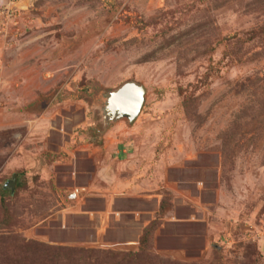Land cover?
Listing matches in <instances>:
<instances>
[{
	"label": "rangeland",
	"instance_id": "obj_1",
	"mask_svg": "<svg viewBox=\"0 0 264 264\" xmlns=\"http://www.w3.org/2000/svg\"><path fill=\"white\" fill-rule=\"evenodd\" d=\"M48 1L80 12L78 19L86 24L81 35L88 32L93 39L91 60L82 65L89 69L85 83L90 82L86 85L93 90L86 101L96 129L87 142L102 141L96 135L103 132L104 96L136 82L147 91L134 128L137 139L148 138L140 148L156 153L160 164L169 158L176 169L201 154L212 157L205 164L219 165L221 198L212 209L215 239L202 253L185 259L164 256L153 245L151 263L264 264V0H37L35 4ZM19 3L24 15L37 12L34 5ZM29 18L25 20L32 25ZM120 122L130 125L124 119L109 127ZM4 142L1 138L2 148L7 147ZM43 156L42 161L28 162V168L18 166L13 195L4 189L11 179L8 155L0 160V201L6 200L14 217L7 228L0 227V238L14 236L55 250L48 255L39 245L33 249L24 242L0 239V264H101L92 260L93 254L99 260L112 254L97 250L91 254L94 249L87 244L26 235L59 222L73 187L58 185L51 170L61 154ZM212 174L211 170L210 181ZM161 193L169 205L171 195ZM74 250L85 251L90 259L82 260ZM151 263L146 258L138 264Z\"/></svg>",
	"mask_w": 264,
	"mask_h": 264
},
{
	"label": "crops",
	"instance_id": "obj_2",
	"mask_svg": "<svg viewBox=\"0 0 264 264\" xmlns=\"http://www.w3.org/2000/svg\"><path fill=\"white\" fill-rule=\"evenodd\" d=\"M9 1L0 0V12ZM36 1L20 0L37 11L26 13L32 25L18 37L0 36V147L1 138L7 146L0 148V160L8 155L6 169L18 178L19 165L28 168L45 153L61 154L51 166L57 184L88 185L92 192L81 205H66L59 222L26 235L136 250L145 227L159 217L164 191L171 205L159 217L154 250L176 259L202 253L216 236L212 215L221 198L219 165L205 164L212 157L204 154L181 169L169 158L160 164L156 153L140 148L148 138L134 136L138 120L133 126L104 124L96 135L101 143L87 142L96 129L86 101L93 90L85 83L89 69L82 65L91 60L93 39L88 32L81 35L86 24L78 19L80 12L64 3L37 6Z\"/></svg>",
	"mask_w": 264,
	"mask_h": 264
},
{
	"label": "trees",
	"instance_id": "obj_3",
	"mask_svg": "<svg viewBox=\"0 0 264 264\" xmlns=\"http://www.w3.org/2000/svg\"><path fill=\"white\" fill-rule=\"evenodd\" d=\"M37 5H40V4H37ZM17 185H18V179L16 181V187H17ZM170 205H171V203L169 205H165V199H163L162 203H161L160 213L158 216L159 217L164 216L165 207L170 206ZM0 209H1L0 210V213H1L0 227L7 228L14 221V217H13V215L10 211L9 205L7 204L5 199H1ZM159 217L145 227L143 234L140 237L139 245H138L136 250L115 251V250H104V249H99V248H92L94 250L91 251V254L96 253L95 250L112 254V255H105L100 260L94 259V257L97 254H93L94 256L92 257V260H94L95 262L101 263V264H138V263H144L146 261V258H147L148 263H151V259L153 257H150L149 252L153 248L154 235H155L158 227L161 224V220L159 219ZM0 239L2 240V242L11 241V243H14V244H16L18 241L20 243L24 242V244H23L24 246H26V247L28 246L29 248H33V249H35V247L37 245H39L38 247L41 248V250L47 251L48 255H49V253L51 254L52 250H55L51 246L38 244L37 242H34V241H20L19 238L14 237V236L7 237V238L3 237ZM57 250H63V248H60ZM74 251H75L76 255L79 256L82 260L90 259V256L84 255L85 251H82V250H74ZM86 263L93 264V263H90L88 261H86ZM34 264H36V262Z\"/></svg>",
	"mask_w": 264,
	"mask_h": 264
},
{
	"label": "water",
	"instance_id": "obj_4",
	"mask_svg": "<svg viewBox=\"0 0 264 264\" xmlns=\"http://www.w3.org/2000/svg\"><path fill=\"white\" fill-rule=\"evenodd\" d=\"M147 91L144 86L136 82H127L120 88L105 95L101 103V109L106 112V117L110 118L105 125H111L116 120H127L130 125L134 124L143 111L146 103ZM127 106V107H126ZM126 107L121 113L118 109ZM112 121V122H111ZM17 176L14 174L7 181L5 187L15 192Z\"/></svg>",
	"mask_w": 264,
	"mask_h": 264
},
{
	"label": "built area",
	"instance_id": "obj_5",
	"mask_svg": "<svg viewBox=\"0 0 264 264\" xmlns=\"http://www.w3.org/2000/svg\"><path fill=\"white\" fill-rule=\"evenodd\" d=\"M0 14V36L5 39L20 36L22 31L29 26L28 20H25L29 17L21 12L19 0H10L2 8ZM91 192L92 187L88 185L71 187L66 197L68 207L75 208L81 205Z\"/></svg>",
	"mask_w": 264,
	"mask_h": 264
},
{
	"label": "flooded vegetation",
	"instance_id": "obj_6",
	"mask_svg": "<svg viewBox=\"0 0 264 264\" xmlns=\"http://www.w3.org/2000/svg\"><path fill=\"white\" fill-rule=\"evenodd\" d=\"M106 95H108V93ZM108 121H110V118L109 117H106V112L103 111V114H102V122H103V124H106Z\"/></svg>",
	"mask_w": 264,
	"mask_h": 264
},
{
	"label": "bare ground",
	"instance_id": "obj_7",
	"mask_svg": "<svg viewBox=\"0 0 264 264\" xmlns=\"http://www.w3.org/2000/svg\"><path fill=\"white\" fill-rule=\"evenodd\" d=\"M127 107V106H126Z\"/></svg>",
	"mask_w": 264,
	"mask_h": 264
}]
</instances>
